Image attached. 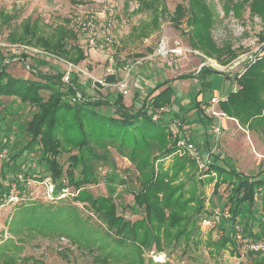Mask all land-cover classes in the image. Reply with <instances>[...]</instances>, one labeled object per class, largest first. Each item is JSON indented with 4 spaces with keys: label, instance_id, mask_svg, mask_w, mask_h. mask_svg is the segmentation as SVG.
Segmentation results:
<instances>
[{
    "label": "rangeland",
    "instance_id": "rangeland-1",
    "mask_svg": "<svg viewBox=\"0 0 264 264\" xmlns=\"http://www.w3.org/2000/svg\"><path fill=\"white\" fill-rule=\"evenodd\" d=\"M99 1L0 0V68L5 66L7 73L12 77L31 80L40 79L34 71L52 76L60 71L68 75L67 61L57 58L41 47L25 44L22 35L23 27L27 24L31 30L35 31V34L37 33V38L44 39L70 29L77 36L75 40L70 41V46L78 45L87 55L86 60L77 67L95 77H106L107 68L112 66L115 81L121 80L125 76L123 68L127 63H141L132 70L130 81L125 87L124 103L127 107L138 108L139 101L148 95L150 87L153 89L162 82H169L174 94L169 119L175 115L183 119L187 114V122L191 124L187 131L199 141L197 126L193 125L198 120L202 121L195 108L197 102L204 100L208 103L212 98L221 100L226 98L237 89L235 76L243 73L253 64L251 59L258 60L264 56V14L257 15L252 12V4L258 0H248V3L246 0H204L212 13V27L208 31L201 29L200 43L207 53V48L210 50L213 46L218 48L221 52L218 60L214 57L208 58L203 48L199 51L192 46L196 37L192 32L193 21L191 18L188 20L192 6L188 0H160L158 12L162 14L153 13L148 8L152 0H145L147 1L146 6L142 5L144 0H108L113 7L115 18L114 29L110 33L112 43H101L97 49H92L88 47L85 37L76 33L75 22L90 12L98 11L101 8ZM153 3L151 2L152 5ZM240 3L245 4L240 6ZM178 6H182L185 10L181 18H179L180 13L176 12ZM156 15L159 17L157 22L154 21ZM101 36L106 37L108 34L102 32ZM28 39H32V36ZM162 41L169 48H182L188 50L189 53L179 57L177 62L170 67L168 59L165 61V59L160 60L153 57ZM210 41L214 45H209ZM73 58H78L75 52H73ZM207 60L211 61L207 67L222 74L209 73L205 79L180 78L190 74L196 75ZM77 75L80 84L84 86L83 93L89 97H100L110 101L115 99L117 93H121L118 88L109 89L101 85L94 88L89 83L88 76ZM114 82L110 81V83ZM136 93L139 94L138 99ZM40 94L46 101L51 92L41 91ZM1 101L3 105L0 106V120L6 117L4 118L6 125L4 121L0 122V146L8 138L13 137L10 151L17 153L28 141V138L21 134L22 128L31 119L35 108L31 105H21L14 98H2ZM8 111L13 114L12 118L8 119ZM8 120H12V123L10 121L8 124ZM13 124L8 134V126L10 128ZM236 125L232 122L227 123L216 145L217 149L234 169L245 175L256 177L264 172V158L262 157L264 156V136L254 132L247 135ZM232 127L235 128L232 129ZM195 132L196 135H194ZM210 133L209 141L215 144L211 129ZM169 136H171V144L174 143L175 133L172 131ZM34 150L35 153L25 152L19 156L12 168H16L19 174H32L31 177L46 175L41 183L54 186L55 182L51 174L47 172L46 165L40 162V157L37 155L38 148L35 147ZM98 150L99 153L104 154V151ZM178 150L164 156L158 162L165 163L163 173L168 174L174 173L170 168L176 162V165H185V173L189 174L181 173L175 185L185 182L189 176L195 177V181H200L202 193L199 195L198 202L202 203L203 210L195 217H199L197 224L200 236L195 238L190 246L181 245L176 248L175 245H172V248L165 246L164 252H157L153 248L144 254L146 261L152 259L158 264H260L262 258H255V262L252 255L242 258L240 249L235 253L230 246L218 253L222 245L218 242L222 237L220 226L227 215V210L223 207L231 189L224 184L215 193V185L220 179L218 173L214 172L210 176H204L197 171V168L190 165L192 159L189 154L184 151L178 152ZM108 153L111 159L109 165L103 161L96 164L98 183L82 187V190L88 191L93 197L113 195L119 205L120 215H124L130 221L142 219L143 216L140 213L131 215L128 209L124 210V206L133 204V191L139 190L138 174L134 166L126 158L120 156L114 148H109ZM68 157L67 154L61 156L65 169L68 167ZM110 173L111 175L116 174V177H111ZM105 175L108 177L105 178ZM208 180L212 182L208 183ZM63 185L65 190L61 193H67L66 197L61 196L60 193L55 198H49L50 196L45 194L46 187H36V184H32V186H27L29 194L20 202L23 205L17 204L18 207H15L6 204L0 207V247L8 244L9 254L6 261L0 258V264H98L94 260V252L78 249L69 240L56 235L43 236L38 231H29L30 228L26 224L20 225L19 221L14 222L18 212L23 208L35 209L32 216L34 214L44 216L49 212L56 213L58 209L69 210L70 207H74L77 208L78 216L85 221L83 222L86 227L92 226V228L100 229L101 221L90 210L88 204L75 202L74 197L78 195V192L74 187L69 184L68 180H64ZM29 197L36 199L35 205L29 204ZM204 218H209L213 222L212 228L202 226L201 220ZM102 229L105 233L108 232L106 225H103ZM13 245L17 247L16 250L13 249Z\"/></svg>",
    "mask_w": 264,
    "mask_h": 264
},
{
    "label": "trees",
    "instance_id": "trees-1",
    "mask_svg": "<svg viewBox=\"0 0 264 264\" xmlns=\"http://www.w3.org/2000/svg\"><path fill=\"white\" fill-rule=\"evenodd\" d=\"M151 2H154L153 5ZM151 2L148 8L153 13L162 14L158 12L160 0ZM188 2L190 6L192 4L188 20L191 18L193 21L192 32L197 40L192 46L200 51L201 48H205L200 43L201 29L208 31L212 27V13L204 0ZM246 2L248 3V0ZM146 3L144 0L142 5L146 6ZM243 4L245 3H240V6ZM176 12L180 13L181 18L185 10L178 6ZM252 12L263 15L264 0L254 2ZM158 20L159 17L156 15L154 21ZM188 23L190 24V21ZM27 25H24V36L22 35L25 44L41 47L75 66L86 60L87 55L82 48L80 49L78 45L70 46V41L77 37L70 29L44 39L37 38V33L35 34ZM31 36L32 39H28ZM210 44L214 45L212 41ZM207 49L208 53L204 50L208 58L220 59L221 52L218 48L213 46L212 50ZM73 52L78 58H73ZM6 70L5 66L0 68V106L3 105L2 98H14L21 105L33 106L35 112L25 123L23 132L21 131L28 141L17 153L11 151L4 166L3 179L8 183L15 181L19 171L13 169L12 165L14 166L17 158L25 152L35 153L34 149L37 147L40 162L46 165L47 172L55 182L53 198L65 190L63 182L68 180L78 192L74 197L75 202L87 203L101 221V227L100 229L86 227L85 221L78 216L77 208L74 207H70L69 210L58 209L56 213L49 212L44 216L38 214L32 216L35 209L23 208L18 212L14 222L26 224L30 228L29 231H38L43 236L56 235L69 240L78 249L94 252V260L98 264H158L152 259L146 261L144 254L153 248L157 252H164L165 246L172 248V245H175L176 248L194 243V239L200 236L197 224L199 217H195L203 210L202 203L198 202L202 185L191 176L180 185H175L178 176L185 173V165H176V162L170 168L174 173L168 174L163 173L165 163L158 162L164 156L178 150L177 137L174 143L170 142L173 120L179 119L184 125L187 124V114L183 119L179 115L169 119V113L162 118H156V112L161 109L171 111L174 94L169 82L156 85L135 109L134 106L125 105V96L121 93H117L115 99L110 101L87 96L83 93L84 86L80 84L76 73H73L70 82L66 83L64 81L66 74L60 71L53 76L34 71L40 79L31 80L12 77ZM209 73L222 74L204 66L196 75L190 74L180 78L205 79ZM115 80L113 76L108 77L109 82ZM235 81L237 89L223 99L220 110L228 118L236 120L243 129L264 136V56L243 73L236 75ZM41 91L51 92L46 101L41 96ZM77 93L82 95V100L73 102ZM136 97L138 99V93ZM201 104L202 102L198 101L195 108L199 112V117L204 118ZM9 117L12 118L13 114L9 113L8 119ZM4 118L0 122L4 121L6 125ZM207 120L209 124L212 123ZM10 121L12 123V120ZM109 148H114L120 156L126 158L138 174L139 190L133 191V204L124 206V210L128 209L131 215L140 213L142 219L130 221L124 215H120L119 205L113 195L93 197L88 191L82 190V187L98 183L96 164L103 161L109 165L111 160ZM98 149L104 151V154L99 153ZM63 154L69 156L66 169L61 159ZM228 162L223 155H216L214 163L204 171L200 170L193 159L190 162V165L204 176L218 173L220 179L215 185V193L224 184L231 189L223 207L227 210L228 216L221 222L222 237L218 242L222 245L218 253L224 248L227 249V246L235 253L238 251V243L234 237L236 218H239L245 239H255L264 230V192L256 199L258 189L264 190V172L256 177L245 175ZM23 175L27 180L38 182H42L46 176ZM110 176L115 178L116 174L110 173ZM209 182L212 180H208ZM2 190L3 187L0 186V191ZM29 198V204L35 205L36 199ZM259 202L263 206L261 209L257 208ZM205 219L210 220L204 218L201 224ZM103 225H106L107 233L102 231ZM13 249L16 250L17 247L13 245ZM8 255V244L0 247V258L6 261ZM253 258L254 262L255 258H262L261 263L264 264V254Z\"/></svg>",
    "mask_w": 264,
    "mask_h": 264
},
{
    "label": "built area",
    "instance_id": "built-area-1",
    "mask_svg": "<svg viewBox=\"0 0 264 264\" xmlns=\"http://www.w3.org/2000/svg\"><path fill=\"white\" fill-rule=\"evenodd\" d=\"M101 8L96 12H90L85 17L79 18L75 22V31L85 37V41L88 47L92 49H97L99 44H111L112 37L110 33L114 29L115 18L113 7L110 5L108 0H100L99 1ZM106 32L108 36L102 37L101 33ZM2 45V44H1ZM189 53L188 50H184L182 48H169L165 42H161L155 54L154 58H158L160 60H167L168 65L173 66L179 57L185 56ZM257 61L256 58L251 59V63H255ZM211 61L207 60L204 66H209ZM140 65V62H136L135 64L127 63L124 66L125 76L123 79L115 81L114 83L108 82V77L114 75V71L112 66L108 67L106 70V77L98 78L94 75H91L81 68L68 63L69 71L68 75H65L64 81L66 83L70 82L71 75L75 72L76 74H82L84 76H88V81L91 83V86L94 88H98L99 85L104 86L109 89L118 88L121 94L126 95V84L130 81L132 70L137 68ZM82 95L77 93V95L73 98V102L81 101ZM223 100L212 98L210 102L201 104V110L207 119H213V124L210 125V129L215 139V147L211 149L207 154H203L200 151V148L193 141L192 136L187 131L186 126L179 120L174 119L172 123V131L175 133L177 137V147L178 152L184 151L189 154V156L198 164L200 170L204 171L209 168L210 165L214 163V158L216 155H220L219 150L217 149V143L223 134V121L230 119L228 118L221 110H219V105ZM170 113L169 109H161L156 112V118H162L166 114ZM180 132V133H179ZM247 135H249L248 131H245ZM13 144V137L7 139V141L0 146V186L3 187V190L0 191V207H4L6 204L9 205H17L25 199L27 196L28 189L27 186H32V184H36V187L44 186L46 187V195L53 197L54 194V186L50 184V186L45 185L38 181L27 180L23 174H18L16 176L15 181L8 183L3 179V171L4 166L7 163L10 157V146ZM264 158V156H262ZM22 185L23 187H20ZM35 188V187H34ZM258 194L256 199H259L263 195V188L258 189ZM67 193H62L61 196L66 197ZM228 216V215H226ZM264 220V213H263ZM202 226L204 228H212L213 222L210 220H203ZM234 237L238 243V247L240 249V257H245L248 255L256 256L264 254V230L262 233L255 239H245L243 237V228L239 223V218H236L235 222V232Z\"/></svg>",
    "mask_w": 264,
    "mask_h": 264
},
{
    "label": "crops",
    "instance_id": "crops-1",
    "mask_svg": "<svg viewBox=\"0 0 264 264\" xmlns=\"http://www.w3.org/2000/svg\"><path fill=\"white\" fill-rule=\"evenodd\" d=\"M205 58V57H204ZM138 78H140V77H138ZM145 79V78H144ZM143 79V80H144ZM145 86V85H144ZM152 90V88L150 87L149 88V91H151ZM8 99H13V98H8ZM142 100H140L139 102H141ZM200 102H202V104L203 103H205V101L204 100H199ZM16 109L18 108V106L16 105V107H15ZM8 116H9V111H8ZM188 117V116H187ZM207 117H204V118H201L202 119V121L200 122L199 120L198 121H196V122H194L193 123V125H196L197 127V131H198V138H199V141L197 140H195L194 138H193V136H192V138H193V141L196 143V145L200 148V151L203 153V154H207L209 151H211V149H213V146H215V144H213V143H210V139L208 138L209 136L211 137V133H210V125L211 124H213V119H209L210 121H212V123L211 124H209V121L206 119ZM9 122H10V120H8V124H9ZM229 122H232V123H234V124H237L236 126L237 127H239V129H241L242 131H248L247 129H243L239 124H238V122L236 121V120H233V119H227V120H224L223 121V127H224V129H225V127L227 126V123H229ZM11 123V122H10ZM186 125V128H187V130H189L190 128V122L188 123L187 122V124H185ZM14 126V124L9 128V126H8V134H9V129H11L12 127ZM235 126V125H234ZM205 127V128H204ZM235 128V127H234ZM233 127H232V129H234ZM12 130H10V132H11ZM249 132V135L252 133L251 131H248ZM194 135H196V132L194 133ZM212 144V145H211ZM222 155V154H221ZM260 206V207H259ZM263 206H261V204H260V202H259V204L257 205V208L259 209H261ZM262 264V263H261Z\"/></svg>",
    "mask_w": 264,
    "mask_h": 264
},
{
    "label": "bare ground",
    "instance_id": "bare-ground-1",
    "mask_svg": "<svg viewBox=\"0 0 264 264\" xmlns=\"http://www.w3.org/2000/svg\"><path fill=\"white\" fill-rule=\"evenodd\" d=\"M215 65V64H214Z\"/></svg>",
    "mask_w": 264,
    "mask_h": 264
}]
</instances>
